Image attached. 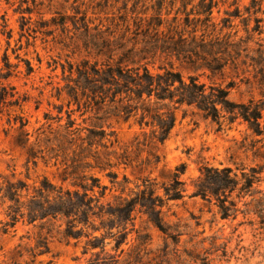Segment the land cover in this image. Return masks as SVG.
I'll return each mask as SVG.
<instances>
[{"label": "rangeland", "instance_id": "1", "mask_svg": "<svg viewBox=\"0 0 264 264\" xmlns=\"http://www.w3.org/2000/svg\"><path fill=\"white\" fill-rule=\"evenodd\" d=\"M224 1L213 10L216 23L225 16V10H234L235 6L230 5L232 0ZM250 1H238L240 16L233 18L232 32L237 31V37L243 38L252 35L248 41L249 54L256 56L257 42L264 48V0L255 15L245 9ZM133 5V0H0V65L4 63V56L17 65L15 75L8 82L25 98L21 115L28 120L25 129L29 132V142L25 144V136L20 134L17 125L9 124L6 115L0 118V171H13L25 178L28 168L30 184L47 176L54 183L72 187L71 180L62 182L64 155L51 150L55 143L46 142V137L52 136L50 131L65 124L66 112L70 111L74 126L82 130V137L88 134L89 128L99 132L100 124L106 132L114 131L111 140L117 142L111 145L107 141L106 149L95 144L92 151L96 150L104 161L111 163V170L118 173L119 181L124 176L127 178L124 195H134L145 182L152 183L157 194L163 195V186L172 180L176 168L185 166L179 176L186 185L185 196L167 202L162 208L163 222L175 238L153 226L147 215L137 210L133 222L127 224V230L133 229L128 234V243L120 247L124 249L123 254L120 249H112L114 242L106 237L105 251L118 259L117 264H264V220L253 212L244 214L243 202L238 203L235 218L222 219L215 205L190 196L191 181L204 165L262 167L259 189L264 190V134L255 135L241 120L219 129L216 123L198 114L189 112L183 117L179 112L169 138L157 144L154 150L158 155L156 159L149 146L136 145L135 137L142 141L144 132L149 135V127L140 128L133 119L124 122L106 113L105 108L99 109V93L81 94L79 103L68 96L69 88L65 86H77L81 82L77 68H83L82 62L87 61L89 66L99 69L101 64L117 61L116 46L120 37L123 34L125 39L132 37L134 19L145 18L137 13L141 5L132 12ZM255 16L262 18V32L248 34L246 20L250 30L255 25ZM127 24L130 29L126 32ZM28 62L33 68L30 73H27ZM169 62L185 77L196 74L206 84L214 81L224 86L234 80L236 86L229 96L235 102L262 98L258 77H254L257 68L249 63L244 66L245 73L239 70L238 77L228 70L224 78L212 80L207 77V71H194L190 65L174 58L156 56L148 67L153 72H161L159 65ZM57 116H62L60 122L56 121ZM73 148L69 149V156ZM108 152L111 154L107 155ZM32 153L36 154L35 158ZM88 161L95 164L93 157ZM89 172L97 176L101 184L112 188L111 192L107 190L104 202L113 201L112 196L121 192V188L112 187L105 172L97 167ZM47 231V226L42 228L39 223L20 221L7 234L0 232V264H91L93 259L105 257L100 248L83 253L85 237L78 242L48 237L47 251L38 242L40 234L46 235ZM95 234L100 236L101 233Z\"/></svg>", "mask_w": 264, "mask_h": 264}, {"label": "trees", "instance_id": "2", "mask_svg": "<svg viewBox=\"0 0 264 264\" xmlns=\"http://www.w3.org/2000/svg\"><path fill=\"white\" fill-rule=\"evenodd\" d=\"M238 1L232 0L230 5L235 6L234 10H225V16L216 23L213 10L224 0H133L132 12L141 5L142 9L137 13L145 15V18L134 19L132 37L125 39V34L120 37L116 46L117 61L101 64L99 69L89 66L87 61L82 62L83 68H77L81 82L77 86H65L69 88L68 96L79 103V95L99 93V109L105 108L106 113L124 122L133 119L140 128L149 127L150 133L147 135L144 132L142 141L135 137L136 145L149 146L156 159L158 155L154 150L157 144L169 138L179 112L183 117L189 112L191 115L198 114L216 123L219 129L224 124L231 125L241 120L255 135H263L264 48L257 42V55H250L248 41L252 35L243 38L237 37V31L232 32L233 18L240 16ZM261 3V0H251L245 9L250 15H255L261 10ZM247 21L245 31L248 34L262 32V18L255 16V25L250 30ZM129 29L127 24L125 31ZM112 56L113 53L108 58L112 59ZM156 56L174 58L190 65L194 71H207L210 80L224 78L228 70L238 77L239 70L245 73L244 66L249 63L257 68L254 77H258L262 98L235 102L229 96L236 86L234 80H229L224 86L214 81L206 84L199 80V75L185 77L171 62L159 65L161 72H153L148 63H153ZM3 62L0 65V118L6 115L9 124L17 125L27 144L29 132L25 127L28 120L21 115L25 98L8 82L15 75L17 65L11 64L7 56L3 57ZM32 71L28 62L27 73ZM66 113L65 124H59L54 132L50 131L52 136H47L46 142L55 143L56 149L51 146V150L64 155L62 182L71 180L72 187L54 183L47 176H41L30 184L28 168L25 178L13 171H0V216H4L0 218V232L7 234L20 221L39 223L42 228L47 226V234H40L38 240L39 246H44L47 251L48 237L57 236L66 242L71 239L78 242L85 237L83 253L96 248L105 253V257L93 259L91 264H117L118 259L105 251L106 237L112 239V249L116 251L122 244H127L128 234L133 229L127 230V224L133 222L137 210L146 214L153 226L175 238L176 235L169 233L163 222L162 208L167 202L185 196V182L179 179L185 166L182 164L176 168L172 180L163 186V195L157 194L150 182H145L144 187L134 195H124L127 178L124 176L119 181L118 173L111 170V163L104 161L96 150L92 151L95 144L106 149L107 141L111 145L117 142L116 139L111 140L114 131L106 132L100 124L99 132L89 128L88 134L82 137L81 128L74 126L71 112ZM46 118L50 119L47 115ZM61 119L62 116L56 117L57 122ZM48 127L51 128V124ZM72 146L75 148L69 156ZM31 156L35 158L36 154ZM89 157L94 158L95 164L88 161ZM33 163L36 165V160ZM95 167L105 172L112 187L121 188L119 194L112 196L113 201H103L107 190L111 192L112 188L101 184L100 179L89 172ZM262 171V167L258 166L232 168L204 165L200 174L191 181L193 191L190 196L215 205L222 219L235 218L239 212L238 203L243 202L246 207L242 210L244 214L253 212L264 220V190L259 189ZM97 231L100 236L95 234ZM123 253L121 248L120 254Z\"/></svg>", "mask_w": 264, "mask_h": 264}]
</instances>
